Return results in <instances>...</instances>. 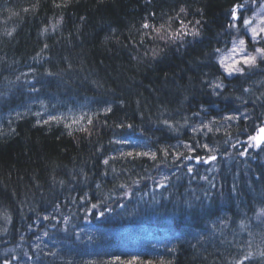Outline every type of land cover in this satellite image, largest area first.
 I'll use <instances>...</instances> for the list:
<instances>
[{
  "label": "trees",
  "instance_id": "1",
  "mask_svg": "<svg viewBox=\"0 0 264 264\" xmlns=\"http://www.w3.org/2000/svg\"><path fill=\"white\" fill-rule=\"evenodd\" d=\"M180 2L181 0H153L157 24L163 23L167 18L161 16L162 12L175 15L172 9ZM235 2L236 0H188L190 11L203 8V19L207 23L203 26L202 37L197 38L198 42L177 52L174 45L165 46L163 42L154 43L147 39L145 47H123L130 35H137L135 30L139 29L141 19L146 15L143 0H73L65 8L54 7L53 0H39L38 10L28 13L23 9L35 4L36 0H0V94H4L0 97L3 99L0 110L9 109L14 114L11 127L16 130L15 133H10L8 124H0V129L8 133L0 135V242H3V238L10 240L16 234L9 223L11 216L18 217L26 228L45 214H56L62 223L66 219L69 222L68 218L81 217L80 207H85L81 197L85 193L92 198L86 202L84 213L87 217H95L91 221L93 227H119L116 224L123 221V213L134 218L141 208L154 220L149 224L151 228L165 229L166 235L174 240L179 238L175 235V228L182 231L190 226L197 232L208 229L210 221L219 214L220 208L228 210L225 197H211L214 190L221 191L227 197L232 194L237 206L236 210L227 212L229 224L225 225L235 233L249 235L248 224L246 225L243 216L254 212L248 210L246 197L249 192L255 197H264V150L252 149L247 157L238 156L237 150L230 145L237 139L246 140L247 135L253 132L252 120L222 121L220 117L231 114L237 107L242 111L251 109L255 97L249 99L241 92V85L253 88L256 96H259L264 91V74L252 76L247 83L239 79L225 80L227 87L224 93L214 97L200 83V66L193 70L196 58L203 59V54L211 51L210 43L212 46H222L216 44L217 33L222 31L226 10ZM252 14L247 13L249 16ZM61 16L63 23L56 33H42L44 27L55 24ZM81 16L87 19L82 22ZM192 18L191 15L188 17ZM195 18L201 19V16L197 15ZM113 28L116 29L115 37L120 44H114L112 40L105 44L104 38L113 35L110 31ZM13 29V35L8 37L5 33ZM44 43L49 48L41 55L51 57V61L45 60L42 65L34 61L33 57L41 52ZM157 47L164 49L162 58L151 60V51L148 57H143L146 49ZM131 56H136L137 59L134 60ZM68 63L72 64L73 70L63 73L59 79L42 75L45 68L57 72L66 68ZM33 69L36 71L33 72ZM203 71L212 72L214 69L203 67ZM25 73L28 75H23ZM18 76L20 80L16 79ZM189 76L192 77L191 80L188 79ZM93 80L99 81L103 87L96 88L91 83ZM28 81H40L36 84L41 89L40 92L30 93ZM75 81L82 83V97L71 104L77 91L74 90ZM21 93L25 98L34 97L38 102L27 116L18 120L15 113L25 112L26 107L15 110L12 100L16 95H22ZM10 95L14 98L11 96L9 99ZM241 95L249 99L248 104L241 105L235 99ZM117 98H123L126 107L114 108V115L108 118L107 127L103 124L106 119L104 116L94 120L96 130L90 137L74 129L70 136L67 134L69 130L63 125L33 126L38 118L32 113L42 111L41 101L49 104V111L55 112L51 107L55 104L60 112L66 113L68 109H72L79 113L83 109L91 115L100 107L98 100ZM137 99L141 100L139 108L135 103ZM198 103L205 105L207 115H193V112L199 110ZM260 112H264V108L257 102L253 117ZM212 117L217 118V124L206 139L202 134L191 131L193 126L199 125L202 120L207 122ZM163 119L176 125V130L165 127L161 123ZM113 121H123L133 127H114ZM216 127L220 129L219 132L215 131ZM194 135L217 150L218 160L211 164L195 165L193 176L186 174L185 169H177L173 163H169L172 157L165 159L160 153H157L158 159L155 161L147 157H120L121 151L127 153L134 149L136 152H155L158 147L174 146L180 143L176 142L178 138L191 142ZM123 139L132 143H114ZM178 150L186 151L183 148ZM197 154L203 155L204 152L198 150ZM110 157L116 159H109ZM103 159H109V165H104ZM181 163L195 164L194 161ZM112 168L116 169L115 173ZM197 169L202 170L200 174ZM105 170L109 173L107 176L102 175ZM165 170L171 174V179L167 188H164L167 192L160 194L156 184L157 175ZM257 176L260 177L259 180ZM133 180H139L146 186L145 197L150 198V207L142 204L141 200L134 201L138 192ZM120 183H127L129 186L127 189H120L116 187ZM233 183L237 185L235 193L231 191ZM97 184L101 186L99 189L96 188ZM212 184L216 186L212 187ZM125 191L132 193L131 198L124 196ZM239 191L246 192V195L239 196ZM101 201H106L105 216L102 218L98 215L99 210H91L90 214L91 204ZM120 204L125 207L120 208ZM107 208L112 211L108 212ZM209 210L215 215H208ZM149 212L153 214L150 216ZM186 213H194L200 217L184 222L185 218L182 216ZM241 221L244 228L241 227ZM155 223L157 226L153 225ZM131 226L139 225L125 222L123 227ZM233 238H221L214 246L203 243L180 246L179 238L175 252L152 260L156 261L155 264L157 261L162 264L168 258H172L173 264H232L234 258H239L241 251V245ZM205 256L206 261L203 259Z\"/></svg>",
  "mask_w": 264,
  "mask_h": 264
},
{
  "label": "snow or ice",
  "instance_id": "2",
  "mask_svg": "<svg viewBox=\"0 0 264 264\" xmlns=\"http://www.w3.org/2000/svg\"><path fill=\"white\" fill-rule=\"evenodd\" d=\"M73 0H53V6L56 8H65L71 4ZM146 15H144L141 19L139 29H136L137 35L135 37L129 36L128 42L123 45L124 48H128L131 46L132 48H141L145 47V40H151L156 43L158 41L163 42L165 46L171 44L175 46V50L179 52L182 48H186L189 44L198 42L197 38L202 37V30L204 24L207 23L206 20L203 19L204 10L203 8H194L190 11L191 5L188 3V0H181L180 4L173 7V12L175 15H168L166 13H161V16H166L167 18L163 23L157 24V12L153 7V0H143ZM257 0H236L232 6L226 10L225 12V21L222 25V31L217 33L218 39L216 40V44L222 46H212L210 43V52H205L203 54V59L200 57L196 58V62L193 70H195L196 66H200V71L198 72V78L200 79V83L210 89V94L213 96H221L224 93L227 85L224 83L225 80L239 79L243 80L245 83L255 75L264 74V15H261L264 12V0H262L259 9L256 8ZM39 8V0H36L35 4H31L28 7H25L23 11L25 13L34 12ZM252 12L253 15L249 16L247 13ZM192 16V19H188L189 16ZM199 15L201 19H196L195 17ZM87 18L85 16H81L80 20L83 22ZM63 23V16L57 20L55 24L49 25L48 27H44L42 29V33H48L51 31L52 33H56L57 29ZM175 25V27H173ZM12 31H7L5 34L8 37L13 35ZM112 36H105L104 42L107 44L109 40H112L114 44H120L118 38L115 37L116 29H111ZM227 39H224V37ZM191 38V39H189ZM49 45L44 43L43 49H41L40 53H37L33 60L37 63H41L43 65V61H51V57L42 56L41 53L48 49ZM149 51H151V60L155 61L157 58H162L161 53L164 49L153 48L146 49L143 52V57H148ZM132 59H137L136 56H131ZM103 61H101L102 63ZM191 63V62H190ZM203 67H211L214 69L212 72H204ZM73 70V66L71 63L67 64V67L61 69L57 72L52 71L49 68H45V71L42 75H46L47 77H53L59 79L63 73L70 72ZM33 72L36 70L33 69ZM27 76L28 74H23ZM167 78V76L165 77ZM20 80L18 76L16 78ZM189 80L192 79L191 76L188 77ZM30 87L28 91L30 93H39L40 88L36 87L37 83L40 81H28L27 82ZM91 83L96 88H102L103 85L99 81H91ZM264 83V82H262ZM114 91V90H111ZM155 91V90H153ZM241 92L246 94L249 99L255 97L252 101L251 109L241 110L240 107L235 108L231 114H225L220 117L222 121H244L252 120L253 132L247 135L246 140L237 139L235 143H232L230 146L233 149L237 150V155L240 157H247L249 155V150H264V112H260L258 116L253 117V114L257 109V102L261 108H264V91L260 92L259 96H256L255 90L251 87H244L241 85ZM4 94H0V97H3ZM227 99V97H225ZM236 100L240 102L241 105H246L249 102V99H245L244 95L235 97ZM137 107L141 105V100L137 99L135 101ZM97 104L100 105L95 111L89 115L87 112H84L83 109L80 110L79 113L73 112L72 109H68V111L60 112L59 109H56V105L52 104V109L55 110L49 111V104L41 101L40 107L42 111H36L32 113L36 119L35 126H45V125H63L65 129H68V135H73V129L76 132L84 133L87 137H90L95 132V124L94 120H99L101 116H104L106 119L103 120L104 126H109V120L112 115H114V108L118 107L119 109H124L126 107L125 100L123 98H117L113 100L109 99H100L97 101ZM198 111L193 112L194 116L200 117L202 113L205 115L208 114V109L205 107L203 103H198L197 105ZM31 112L30 106L28 110L21 113L17 111L15 113L16 119H22L27 116ZM143 115L142 113L140 114ZM163 115V112H161ZM187 119V118H185ZM257 121L259 123L257 124ZM9 125V132L15 133V128H12L11 125L13 120L9 119L7 121ZM161 123L167 127L169 130H176V125L171 123L168 119H163ZM217 124V118L212 117L207 122L203 120L199 125L193 126L191 131L194 134H202V136L206 139L209 133L213 132L214 126ZM75 126V127H74ZM113 126L118 128H132V124H125L123 121L116 122L113 121ZM216 132H219L220 129L218 127L215 128ZM2 129H0V135H7ZM230 137V134H228ZM113 143V141H110ZM114 143L117 144H131L132 142L127 139L116 140ZM183 148L186 151H179L178 149ZM198 150H202L204 152L203 155L197 154ZM157 153H160L165 159L172 157V163L177 168H183L186 171V174L189 176H193L195 165L203 164H211L214 161L218 160L217 150L213 147H210L208 142H203L201 139H197L194 135L192 137L191 142L181 141L177 145L167 146V147H158L155 152H136L134 149L131 151L120 152L121 158H132L136 159L138 157H147L152 161L158 159ZM109 159H116V157H110ZM109 159H103L102 163L104 165H109ZM184 162H192V163H181ZM82 171V170H81ZM112 172L115 173L116 169L112 168ZM109 173L105 170L102 175L107 176ZM194 178V177H193ZM258 180L259 176L256 177ZM170 177L165 175L163 176L162 182L158 183V187L161 189L167 188L168 183L170 181ZM203 179H207V177H203ZM85 181H87V176L85 175ZM63 184V181L60 182ZM133 184H139V180H133ZM127 183H120L116 185V187L120 189H127ZM215 184H212V187H215ZM100 184L96 185V188L99 189ZM237 190V185L235 183L231 186V191L235 193ZM132 193L125 191L124 196L131 198ZM207 195V193H205ZM92 198L85 193L84 196L81 197V201L84 202L85 207H87V201H90ZM58 205L56 210H58ZM106 207V201H101L98 203H92L91 210H99V217L105 216L104 208ZM120 208H124V204L119 205ZM189 207L191 205L189 204ZM108 212H111V208H107ZM264 213V209L261 210ZM208 215H215V213L211 210L208 211ZM55 219V217H51ZM260 219L261 217L258 215L257 217ZM43 219L48 220L50 217L45 215ZM67 219L65 220V224H67ZM220 223L226 224L227 220H221ZM213 227H216L213 225ZM241 227L244 228L243 221H241ZM64 231H67V227H65ZM45 235L47 233L45 232ZM251 235V233H249ZM194 239H197L199 242L202 237L195 236ZM195 247V245H192ZM247 251L241 249L239 253V258H234L232 264H264V247L257 246L256 251H252V242H247ZM171 251L175 252V248H172ZM206 251V249H205ZM55 255V253H52ZM206 261L207 257H203ZM4 264H9V261L5 260ZM163 264V262H162ZM171 264V261L168 262ZM215 264V262H213Z\"/></svg>",
  "mask_w": 264,
  "mask_h": 264
},
{
  "label": "bare ground",
  "instance_id": "3",
  "mask_svg": "<svg viewBox=\"0 0 264 264\" xmlns=\"http://www.w3.org/2000/svg\"><path fill=\"white\" fill-rule=\"evenodd\" d=\"M261 2L262 0H257V9H259ZM80 85H82L81 82H74V90L77 91H75L76 96L73 97L70 101L71 104H73L77 98L82 97V86ZM41 86L43 88V85ZM85 87L87 86L85 85ZM43 89L46 90L45 87ZM207 90L210 93V89L207 88ZM21 94L23 96L16 95L15 98L14 96L10 95L9 99L11 98V96L12 98H14L12 100L14 101L12 103V107H14L15 110H21L26 107L27 111L28 107L30 106L31 110H33V107L38 102L37 99L31 96L30 99H27L24 97L23 93ZM2 100L3 99L0 98L1 104ZM13 116L14 114L10 113L9 109H5V111L0 110V124H2V126H6V124H8L7 121L14 118ZM179 141L181 142L185 140H182V138H178L176 142ZM169 163H172V160H170ZM201 171L202 170L197 169V172L199 174L201 173ZM160 173L157 175V180L161 177ZM135 189L137 190L138 195L135 196L134 201L139 202V200H141L142 204L150 207V198L146 199L145 197L147 195H145L147 188L144 183L140 182L139 184H135ZM177 189L178 188L175 186V190ZM165 192H167V189L159 188L160 194H165ZM73 194H76V192H73ZM211 195V197L214 198L225 197L228 204V210L220 208L219 214L210 221V225L214 224V222L218 220H227V216H229L227 212L236 210L237 208V206L234 204L235 198L232 194L227 197L226 195L221 193V191L214 190ZM245 195L246 192L239 191V196ZM246 204L248 205V210L250 212H254V214L243 216L245 218L246 225L248 224V228L250 231L249 233H251L254 238L250 237L248 233H235L231 231V229L227 226L223 227L222 232L218 233L219 235L216 234L212 236L206 233L210 230L206 232H197V230H194L192 229L193 227L189 226V228H185L182 231H178L177 228H175V235L181 237L179 245L182 246V244L189 245L193 243H203L214 246L217 245L221 238L227 239L234 237L233 239H235L237 243L241 245L239 250L246 249L245 251H247L248 241L252 242V251L254 252L256 251L257 246L264 247V213L261 212V210L264 209V197H255L252 192H249L248 196L246 197ZM81 208L83 209L84 207ZM149 214L151 216L153 212H149ZM47 215L50 217V219L45 220L43 219L44 216H42L40 219H37L34 224L28 225V228H26V226H23L18 217H10L9 223L14 227L16 234L15 236H12L10 240L3 238V242H0V264H3L5 260H9V262H12L11 260H13L12 264H78L77 262H75V258H73L77 255L80 259L84 258L83 261H91L89 262V264H155L156 261L153 262L152 258L158 259V257H164L169 252H173L171 251V249L177 246L175 238L174 240H170V238L164 239L161 237L162 234H165L166 237H169L168 235H166L167 231L165 229L162 230L160 227L151 228V226H149V224L151 225L154 220L150 219L148 212L141 208L136 217L133 216L134 218H130L127 214L123 213V221L119 224L114 223L122 229L130 228L123 227L125 226V222H134L135 225H139L138 227L141 230H137V234L135 235H129L136 238L137 240L128 241H118L121 238L118 239V237H116V240L114 239V237H108V235H104L103 233H98L96 236L91 233L94 238H96V240L90 238L88 239L87 230L85 228L90 229L91 227H93L91 221L95 219V217H87L85 213L80 214L82 218L80 216L79 218H68L70 221L67 224L61 223L59 216H57L56 214ZM258 215L261 217L260 219L257 218ZM51 217H55V219H52ZM182 217L185 218L183 220L184 222H190V220L198 219L200 215L197 216L194 213H186ZM228 221L227 224H229ZM153 225L157 226L156 223ZM56 226L58 228H55ZM65 227H67V231H64ZM119 227H100V229H96L95 227L93 228L100 232H111L112 230H120L121 228ZM133 227L137 226H131V228ZM45 232L47 233V235H45ZM152 235H154V238H152ZM58 236H63L64 238L63 240L58 239V242L62 243L59 249L53 250V247L50 248L44 245L45 240L51 242L53 241L51 240V238L54 239V237ZM195 236H200L202 237V239L197 242V239L193 238ZM75 240H77L76 243H78L79 246L75 243H71ZM165 240H169L170 243L173 244L166 246L167 243ZM53 242L50 243V246H53ZM33 249L39 250V254L37 255L35 251H33ZM70 249H72L74 252H69ZM52 253H55V255H52ZM11 256H15L16 259H13ZM49 259L53 260V262L48 261ZM169 261H171V264L174 263L172 258H168V261H165L163 264H168ZM157 264H159L158 261Z\"/></svg>",
  "mask_w": 264,
  "mask_h": 264
},
{
  "label": "rangeland",
  "instance_id": "4",
  "mask_svg": "<svg viewBox=\"0 0 264 264\" xmlns=\"http://www.w3.org/2000/svg\"><path fill=\"white\" fill-rule=\"evenodd\" d=\"M253 15V14H252ZM261 15H264V12H262L261 13ZM147 141H145V143H146ZM148 144V143H147ZM160 175H161V177L156 181V184L158 185V183L159 182H162V179H163V176H165V175H167V176H169L170 177V173H168L166 170L165 171H161V173H160ZM82 207H84V206H82ZM84 209H85V207L82 209L81 207H80V211H79V209H78V211L80 212V213H84ZM59 220V219H58ZM220 221L221 220H218V221H216V222H214V224H212V225H210V227L208 228V229H205V230H199L200 232H206V231H208V230H210V231H208V232H206V233H208V235H210V236H212V235H216V234H218L219 232H222V230H223V227H225L226 225L225 224H222V223H220ZM60 222H61V220H60ZM62 223V222H61ZM213 225H215L216 227H213ZM55 228H58L57 226L55 227ZM86 230H87V238L89 239H95L96 240V238H94V236H96L98 233H103L104 235H108V237H114V239H116L117 240V238L116 237H118V239L119 238H121L120 240H118V241H125V240H137L136 238H134V237H131V236H129V235H135V234H137V230L138 231H140L141 229L139 228V227H133V228H124V229H120V230H112L111 232L110 231H103V232H100V231H97L96 229H94L93 227H91L90 229H87V228H85ZM91 233H93L94 234V236L91 234ZM116 235V236H115ZM219 235V234H218ZM156 236H157V233H156ZM161 237L162 238H169V237H166L165 236V234H162L161 235ZM152 238H154V235H152ZM179 238H181V237H179ZM179 238H175V240L176 241H178L179 240ZM58 239H64L63 238V236H58V237H54V239H52L51 238V240H53V241H51V242H53V246H50V243L51 242H48L47 240H45L44 241V245L45 246H47V247H50V248H52L53 250L55 249H59L60 247H61V244L62 243H60V242H58ZM170 240H172V239H170ZM166 241V243H167V245L166 246H169L170 244L172 245L173 243H170V241L169 240H165ZM175 241V242H176ZM77 242V240H75L74 242H71V243H75L76 245H78L79 246V244L78 243H76ZM33 251H35V253L38 255L39 253H38V251L39 250H35V249H33ZM69 252H74L72 249H70V251ZM77 255V254H76ZM13 259H16L15 258V256H11ZM73 258H75V262H77L78 264H89V262H91V261H89V260H85V261H83V259H80L79 257H78V255L77 256H74ZM9 261V260H8ZM12 262H13V260H11ZM48 261H50V262H53V260H51V259H49ZM12 262H9V264H12ZM93 262V261H92ZM4 264V263H3ZM24 264V263H23ZM39 264H41V263H39Z\"/></svg>",
  "mask_w": 264,
  "mask_h": 264
}]
</instances>
